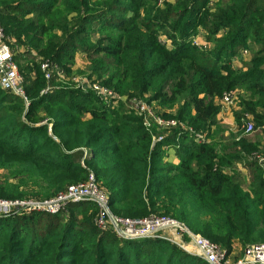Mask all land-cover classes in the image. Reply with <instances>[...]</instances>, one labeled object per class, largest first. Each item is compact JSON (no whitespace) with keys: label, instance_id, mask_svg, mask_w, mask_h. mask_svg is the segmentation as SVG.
I'll return each mask as SVG.
<instances>
[{"label":"trees","instance_id":"trees-1","mask_svg":"<svg viewBox=\"0 0 264 264\" xmlns=\"http://www.w3.org/2000/svg\"><path fill=\"white\" fill-rule=\"evenodd\" d=\"M127 1L130 2L127 10H132V19L105 21V25L112 28L115 34L106 35L104 37L106 44L92 49V54L101 53L112 59L106 70L114 73L104 84L112 87L119 95H142L148 91L157 93V90L168 87L170 95L164 100L173 102L186 89H190L195 92L189 100L193 120L198 124L205 123L216 112V106L210 100L220 97L238 84V80L230 70L225 72L221 69L228 64L229 57L236 52L239 45H242L246 39L255 38L254 40L260 43V51L264 53V22L259 23V18L254 13V9L258 6L254 7V2H262V0H228L229 4L226 5L225 10L213 15L212 21H207L210 25L207 28L209 35H216L223 26L227 27L225 23L235 24L230 32L227 30L226 40L220 41L221 43L212 52L209 51L210 59H206L207 56L197 51L189 53L192 45L185 41L189 31L195 33L194 30L198 27L206 29L199 15H190V12L199 11L197 0H175V10H172L174 5H165L168 13L174 12L171 13L173 15H167L173 19V23L165 34L173 42L178 36L181 39L178 46L171 50L166 49L152 36V32L148 31V23L137 22L140 13L146 16L152 9L145 8V2L142 0ZM64 2L66 11L79 13L88 0ZM14 3L9 4L7 9L0 10V17L10 25L11 36L26 32V28L35 31L38 26L33 21L25 23L21 20L23 15L17 17L16 13H10V8L15 12L28 4L21 1L13 5ZM55 5L56 0L39 3L35 10L38 14L35 13L37 18L43 13L52 15ZM112 9H114L113 4H108L106 9L91 12L93 17H88L90 13H86L83 17L84 22L114 12ZM159 18L154 17V23H157ZM228 28L230 29V26ZM40 29L42 33L32 34L29 41L36 40L33 49L41 54H49L52 58L59 52V47L55 41L52 43L48 35L46 38L43 37L48 29L43 25ZM144 31H148V34L144 35ZM45 39L47 40L44 42ZM87 56L91 59V63L95 64L93 70L97 72L103 70V67H99L101 62L95 61L94 56L89 53ZM213 59H217V62L222 60L221 65L219 64L220 68L212 64ZM252 60L255 67L262 66L263 69L252 73L257 78L248 82L247 89L251 91L253 100H248L245 110L259 118V124L262 125L264 115H259L256 109L264 110V57H255ZM169 77L171 80L166 82V78ZM23 86L29 106L50 100L42 96L37 100H30V93L24 81ZM53 90L55 94L65 90L70 96L80 95L82 103L76 107L80 112L85 106L83 105L85 100L91 106L100 103L90 91ZM0 93L9 96L0 97V107L2 103L12 104L11 107H3L4 116L0 115V142L14 130L11 135L12 137L17 135L18 138L16 149L7 146L9 143H0V166L6 171V175L0 180V199H23L25 196L48 199L65 190L69 184L81 182L86 168L78 167L71 159L62 161L41 152L36 153L39 144L38 130L46 131V127L37 123H26V125L22 123L15 126L6 122V117L19 118L26 105L20 97L1 89ZM100 106L102 108L103 103H100ZM67 107L70 106L67 104ZM102 111L98 113L93 111L91 121L109 124L102 126L98 131L111 134L117 140V145L108 151H98L90 158H82V161L91 168L87 169L88 173L92 170L101 172L95 179L98 184L99 181L102 182L107 189L110 210L114 215L121 218H139L157 212L156 214L159 213L161 216L183 222L193 232L199 233L227 251L232 250L236 243L242 248L253 243H264V197L258 195L257 191L244 193L235 177L220 173L221 167L230 165L229 160L226 161L227 163H222L221 158L217 159L219 166L213 173H207L206 166L217 164L211 159L215 153L213 145L205 142L198 144L197 151L181 159L175 165L172 174L154 179V173L161 168L157 166L159 146L154 145L148 153L147 149L143 152L144 145H141V140L144 141L145 136L136 135L130 139L131 133L127 137L123 135L124 130L129 128L127 123L135 122L134 119L120 117L118 113L108 115ZM31 114L32 111H29L25 115ZM84 124L85 122L79 120H52L51 130L57 131L56 146L59 148L87 146L96 138H100L96 131L93 134L90 131L86 133ZM237 125H240V122H237ZM135 132L136 130L133 134ZM233 143L241 149L256 147V145L246 146L243 141ZM230 157L233 160L242 159L244 154L234 153ZM9 181L16 183L10 184ZM258 182L263 189L264 175L258 179ZM83 206H90L95 217L96 209L91 203L71 204L65 209ZM61 214L0 216V237L3 236L0 240V264H13V261L25 262V264L26 262L27 264H80V257L88 264H158L166 256L167 250L168 256L162 264H205L181 249L175 247L171 250L164 249L169 248L171 244L162 239L149 238L143 241L118 239L111 232L99 230L93 220L91 228L95 229L98 239L91 246L92 243H85L79 235L82 234V228L77 225L69 226L70 217L67 216L63 221L60 220ZM58 217V221L65 223L61 225L59 231H56L54 226ZM112 237L113 244L104 243V240ZM115 244L116 246L113 247ZM109 248L116 250V255L106 253ZM81 252H89V254L81 255Z\"/></svg>","mask_w":264,"mask_h":264},{"label":"rangeland","instance_id":"rangeland-1","mask_svg":"<svg viewBox=\"0 0 264 264\" xmlns=\"http://www.w3.org/2000/svg\"><path fill=\"white\" fill-rule=\"evenodd\" d=\"M18 1L24 2L28 4V6L16 10L15 12L10 8V13H16L15 15L17 17L23 15V18L21 19L22 21H25V23L33 21V23H35L39 28L37 27L35 31H30V28H26V32L17 33V36H11L9 32L11 31L9 29L10 25L4 18L0 17V24L4 28V33L6 35V43L12 50L19 72L29 90L30 100H37L39 96L48 97L50 100L37 103L33 106H29L28 103L19 118L9 119L6 117L5 120L6 122H9L10 125L15 126L22 123H25V125L26 123H37V125L39 124L42 127H46V131L38 130L39 144L37 146L38 152L36 153L41 152L53 159H59L62 161H69V159L75 161V165L78 167H82V169L86 168V172L83 174L81 181L86 179L85 177L88 173L87 169L91 168H89L87 164L82 161V158H90L98 151H108L110 148L117 145V140H115L111 134L98 131V129L102 126L109 124L105 125V123L98 122L92 123L91 121V113L93 111L98 113L100 110H103L102 112L108 115L118 113L120 117H129L134 119L135 122L131 121L127 123L129 128L124 130L123 135L127 137L131 133L130 139H133L136 135L139 137L145 136L146 139L144 141L141 140V145L146 146V148L143 146V152L147 149L148 153L152 146H159L160 154H158L157 157V166L161 168H158L156 173H154V179H158L160 176L172 174L175 165H177L181 159H184L189 153L196 152L198 144L205 142L209 145H213L215 153L214 157L211 159L212 161L217 162V164H214L211 167L206 166L205 170L207 173H213L214 169L219 166L217 159L221 158L222 163L229 160L230 165L227 167H221L220 173L228 177H235L244 193L257 191L256 193L258 195L264 197V188L261 189L260 185H258V179L264 175V165L258 163L253 158L254 154L264 152V148H258L255 146L244 148L241 146L244 148L241 149L238 145L236 146L234 145L235 143H232V141H234L232 139L236 138L238 139V141H236L237 143L240 141H254L259 137V133L262 131L264 132L259 124V118L245 110V104L248 100H253L251 97V91L247 89L248 82L257 78V76L252 75V73H255L256 70L263 69L262 66L255 67L252 60L255 57H264V53L260 51V43L254 40L255 38L246 39L242 45H239L236 52L229 57L228 64L221 69V71L225 72L230 70L233 73L232 75H234L238 80V84L234 87V89H231L236 95L233 104L226 107L220 105V103H215V99L210 100L216 106V112L207 122L198 124L194 122L193 114L189 107L190 97L195 94V92L190 89H186L177 97L175 101L165 102L164 99L168 98L170 95L168 87H164L163 90H157V93L159 94H157L156 91H148L142 95H119L112 87L105 85L108 77L114 73L111 70H106L107 66H110L112 63V59L101 53L92 54V49L105 45L106 40H104V37L106 35L115 34V31L112 30V28L105 25V21H129L132 19V10H127L130 5L129 1L88 0L86 6H84L79 13H75L68 10L66 11L65 0H56L53 14L47 15L46 13H43L39 18H37L38 14L35 12L37 5L42 3V1L49 2L50 0H0V10L2 11V9H7L9 4L15 2L13 4L15 5ZM142 1L145 2V8L152 10H149L148 15L146 16L144 13H140L137 17V22L139 24L148 23V31L152 32V36L159 43H161L166 49H175L181 41L180 37L178 36L176 41L173 42L168 39L165 34L167 33L170 25L173 23V19L167 15H173L171 13H174H168L165 5H174L172 10H175V0ZM108 4H113L114 9L112 10H114V12L109 14L105 13V16L95 17V19L90 21L92 19L91 18L89 22H84L83 17L86 13H90L88 17H93L94 15L91 14V12L106 9ZM228 4V0H197V7L199 11L190 12V15H199L202 23L206 25V29L198 27L194 30L195 33L191 30L188 32V35L185 36V41H188L192 45V47L189 48V50L191 49L189 53L197 51L207 56L208 58L206 59H210L209 51L212 52L216 46L221 43L220 41L224 42L226 40L228 36L227 30L230 32L235 24L225 23L227 27L230 26V29L223 26L217 31L216 35H209L210 33H208L209 30L207 28L210 25H208L207 21H212L213 15L219 11H224L226 5ZM255 6L257 7L254 9V13L259 18V23L262 24L264 22V0H262V2L255 1L254 7ZM154 17H160L157 23H154ZM41 25L48 29L47 33L43 37L46 38L48 35V38H51L52 43L55 41L57 47H59V52L52 58H50L49 54H41L37 52L38 50L33 49V45L36 40L29 41V37H31L32 34L42 33V30L40 29ZM148 31H144V35L148 34ZM47 39H45L44 42ZM88 53L94 56L95 61L101 62L99 67H103V70H100V72L93 70L95 64L91 63V59L87 56ZM213 60L212 64H216V67L220 68L222 60L221 62H217V59ZM45 61H49L52 65L49 78H45L44 73L41 70V65ZM170 80L171 78L169 77L166 78L165 81L169 82ZM85 82L97 83L111 92L112 96L110 100H107V102L98 100L94 96L98 102L103 103L104 106L102 108L100 103L91 106V104L87 103L85 100V104H83L85 106H83V110L80 112L76 108L79 103H82L80 95L79 97L75 95L70 96V93H66L65 90L56 94L53 92V89H71L82 92L83 90H81L80 87L81 85H84ZM4 95L5 94L0 93V97ZM133 98L145 103V105H147L155 115L167 121H173L176 125L174 127H169L168 129L159 127L153 121H150L149 125H145L142 116H140L139 113H135L130 106V100ZM65 101H68V103ZM67 104L70 107H67ZM5 106L11 107L12 104H7V102L2 103V106L0 107L1 116H4L5 111L3 107ZM29 111H32V114L30 116H26ZM256 112L261 116L264 115V111L258 110V108L256 109ZM54 119L79 120L85 122L84 126L86 133L90 131V133L93 134V132L96 131L95 133H98L97 136L100 138H96L87 146L80 145L77 147L59 148L56 146L57 137L55 136V133L57 131L53 132L51 130V121ZM237 122H240V125H237ZM232 123L236 125V131L234 133L230 132V128L228 127ZM247 124H251L253 126V130L248 133L244 131V127ZM135 130L136 132L133 134ZM14 131H12V133ZM12 133L6 135L4 139L2 138L3 140H1L0 143H9L7 146H11V149H16V142L18 138L17 135L12 137ZM159 138L161 139L159 140ZM73 153L75 154L72 156ZM234 153L235 155L240 153L244 154V157L241 159L242 161L239 159H231L230 156ZM89 172L93 173L96 178H98L101 173L95 170ZM5 175L6 171L0 166V180H2ZM8 183L15 184L16 181H9ZM73 184L74 183H71L68 186ZM99 184L107 193V189L103 186L102 182L99 181ZM23 198L33 197L25 196ZM61 213L62 214L59 215L60 220L64 221V219L68 216L70 217L69 226L75 227L74 225H77V227L82 228V234L79 235H81L85 243L90 242L92 243L90 244L92 246L94 242L97 241L98 234L95 229L93 230L91 228L94 216L90 206L69 208L68 210L64 209ZM156 215L160 214L158 213ZM58 220L59 217L55 220L56 225L54 227H56V231H59L61 229V225H64L65 223ZM106 231L109 232L108 230H105V232ZM2 238L3 236L0 237V240ZM143 240L144 239L138 241ZM108 242L113 244V237L104 240V243ZM114 246H116V244L113 245V247ZM238 246V248L232 247V250L229 251L233 259L241 253L242 247L240 245ZM174 247L179 249L175 245H170L169 248L164 249L171 250ZM111 251H113V248H109L105 252L116 255V250H114L113 253H111ZM80 254H89V252H81ZM167 256L168 250L163 260ZM163 260L159 261L160 263L158 262V264H162ZM79 261L80 264H88L82 259V257L79 258ZM16 263L17 261H13V264ZM17 264H25V262H19Z\"/></svg>","mask_w":264,"mask_h":264},{"label":"built area","instance_id":"built-area-1","mask_svg":"<svg viewBox=\"0 0 264 264\" xmlns=\"http://www.w3.org/2000/svg\"><path fill=\"white\" fill-rule=\"evenodd\" d=\"M6 41L0 25V89L20 97L25 105H28L22 76ZM51 69L52 65L49 61L42 63L41 70L45 78H49ZM80 89L90 91L103 102H107L112 96L109 90L94 82H85ZM235 97L234 91H226L219 97V103L228 107L233 104ZM130 106L135 113L142 116L145 125H149L150 121L165 129L176 125L173 121H167L155 115L145 103L139 100L131 99ZM252 128L251 124H247L244 131L251 132ZM253 158L264 165V152L254 154ZM82 202L94 205L95 226L101 231L108 230L118 239H162L185 253L199 258L205 264H264V243H253L243 247L240 255L233 259L229 251L210 242L199 233L193 232L184 223L169 217L155 214L139 218L117 217L110 210L108 194L99 186L91 172L85 180L68 186L48 199H0V216L36 213L54 215L61 213L68 205Z\"/></svg>","mask_w":264,"mask_h":264},{"label":"crops","instance_id":"crops-1","mask_svg":"<svg viewBox=\"0 0 264 264\" xmlns=\"http://www.w3.org/2000/svg\"><path fill=\"white\" fill-rule=\"evenodd\" d=\"M214 99H215V103L218 104L219 103V97H216ZM258 110L264 111V110L259 109V108H258ZM235 126L236 125H234L233 123L230 126H228L230 128L229 129L230 132H233L234 133L236 131V127ZM261 129L264 130V122L261 125ZM232 140H234V141H232V143L238 141L237 138L236 139H232ZM251 144L256 145V147H258V148H264V132L262 131L261 133H259V137L256 138L254 141H246V142H244V145H246V146L247 145H251ZM239 160H241V159H239ZM234 247L235 248H238L239 246L237 244H235V245H233V248Z\"/></svg>","mask_w":264,"mask_h":264}]
</instances>
